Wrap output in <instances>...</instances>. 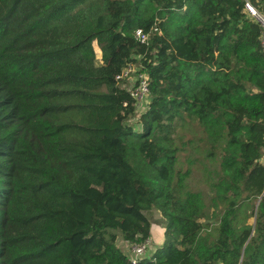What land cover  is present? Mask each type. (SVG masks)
Instances as JSON below:
<instances>
[{
  "label": "trees",
  "instance_id": "obj_1",
  "mask_svg": "<svg viewBox=\"0 0 264 264\" xmlns=\"http://www.w3.org/2000/svg\"><path fill=\"white\" fill-rule=\"evenodd\" d=\"M246 4L264 16V0H0V264H131L116 233L144 244L152 211L163 244L136 264H264ZM128 64L150 82L138 129Z\"/></svg>",
  "mask_w": 264,
  "mask_h": 264
},
{
  "label": "built area",
  "instance_id": "obj_2",
  "mask_svg": "<svg viewBox=\"0 0 264 264\" xmlns=\"http://www.w3.org/2000/svg\"><path fill=\"white\" fill-rule=\"evenodd\" d=\"M245 12L260 29V44L264 52V16L248 4L245 5ZM134 36L135 40L140 44H145L148 40L147 35L141 30H137ZM115 79L118 82H124V88L133 100L134 113L143 115L148 110L150 82L147 74L142 71V67L128 64ZM148 241L134 247V256L129 259L131 264H136L143 260L141 257L145 254Z\"/></svg>",
  "mask_w": 264,
  "mask_h": 264
},
{
  "label": "rangeland",
  "instance_id": "obj_3",
  "mask_svg": "<svg viewBox=\"0 0 264 264\" xmlns=\"http://www.w3.org/2000/svg\"><path fill=\"white\" fill-rule=\"evenodd\" d=\"M94 50H95L96 57H97V64H99L100 63V61H99L100 60V52H99L98 48L95 45H94ZM140 116H141L140 114H137L136 113L130 119L129 124L132 127H135L136 129H138V127H140ZM146 216H147V218H148V220H149V222H150L151 227L153 228V230L156 229L160 233V237H161V233L164 230L165 222L163 221V219L161 218V216L159 215V213L156 212V211H152L151 213H148ZM116 236H117L116 246L118 247V249L123 254H125L128 257V260H129L130 258H132L134 256L133 249H134V247H136V245H130V244L125 243L121 239V237L119 236L118 233H116ZM157 242H158V238L155 237V235L153 236L152 241L149 238V241L147 243V247H146L145 254L141 257V259H146L147 257H149V255L151 253H154L155 250H157V248H158L157 245L159 244Z\"/></svg>",
  "mask_w": 264,
  "mask_h": 264
},
{
  "label": "crops",
  "instance_id": "obj_4",
  "mask_svg": "<svg viewBox=\"0 0 264 264\" xmlns=\"http://www.w3.org/2000/svg\"><path fill=\"white\" fill-rule=\"evenodd\" d=\"M163 233H164V230H163V232L161 233V237H160V233L155 229V230H153V228L151 227L150 228V239H151V241H152V238H153V236L155 235V237H157L158 238V242L157 243H159L157 246H158V248H160L161 246H162V244H163ZM156 243V244H157ZM155 244V245H156ZM157 248V249H158ZM155 250V249H154ZM156 251V250H155ZM153 253H151L150 255H149V257H151V255H152ZM149 257H147L146 259H148Z\"/></svg>",
  "mask_w": 264,
  "mask_h": 264
}]
</instances>
